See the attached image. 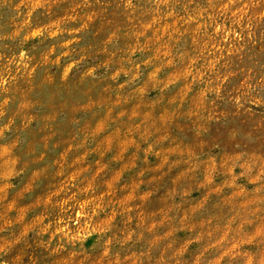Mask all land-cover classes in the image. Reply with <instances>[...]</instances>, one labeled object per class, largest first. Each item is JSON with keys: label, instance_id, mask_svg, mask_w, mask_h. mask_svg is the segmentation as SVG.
<instances>
[{"label": "rangeland", "instance_id": "rangeland-1", "mask_svg": "<svg viewBox=\"0 0 264 264\" xmlns=\"http://www.w3.org/2000/svg\"><path fill=\"white\" fill-rule=\"evenodd\" d=\"M0 264H264V0H0Z\"/></svg>", "mask_w": 264, "mask_h": 264}]
</instances>
